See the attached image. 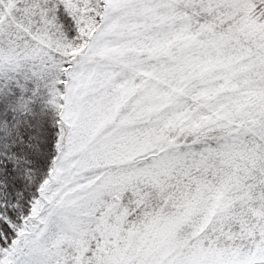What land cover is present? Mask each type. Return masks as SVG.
Listing matches in <instances>:
<instances>
[{
	"label": "snow or ice",
	"instance_id": "1",
	"mask_svg": "<svg viewBox=\"0 0 264 264\" xmlns=\"http://www.w3.org/2000/svg\"><path fill=\"white\" fill-rule=\"evenodd\" d=\"M0 264H264V0H0Z\"/></svg>",
	"mask_w": 264,
	"mask_h": 264
}]
</instances>
